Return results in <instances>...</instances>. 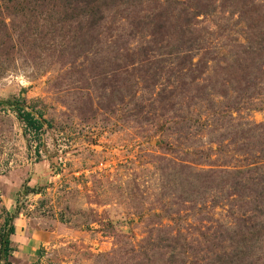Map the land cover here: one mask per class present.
Wrapping results in <instances>:
<instances>
[{"label":"rangeland","instance_id":"rangeland-1","mask_svg":"<svg viewBox=\"0 0 264 264\" xmlns=\"http://www.w3.org/2000/svg\"><path fill=\"white\" fill-rule=\"evenodd\" d=\"M34 1L0 0L9 264H264V0Z\"/></svg>","mask_w":264,"mask_h":264},{"label":"trees","instance_id":"trees-1","mask_svg":"<svg viewBox=\"0 0 264 264\" xmlns=\"http://www.w3.org/2000/svg\"><path fill=\"white\" fill-rule=\"evenodd\" d=\"M46 2H48V0H44ZM36 7H41L44 8V4L42 3V1L40 0H35L33 2ZM187 3L186 5H189L187 1L183 0V4ZM65 4L69 5L70 1L65 0ZM19 113V112H18ZM20 118L25 121L30 127H32V124H34L36 122L34 116H32L31 114H29L28 112H24V114H20ZM251 183V192L254 196L253 198V209L255 210V212L259 215V216H264V173L260 174L257 176V178H252V179H248ZM14 232V226L10 225L8 226V234H12ZM242 236L238 237V240L241 239ZM242 241H244V238H242ZM4 244L3 247V254H4V258L6 259L8 252L11 250V248L9 247V238H6L4 241L1 240L0 244ZM253 249L250 248L248 249V255L247 256H251V251ZM239 254H245L242 251ZM3 264H9V262L7 261V259L5 260V262ZM210 264V262L208 263Z\"/></svg>","mask_w":264,"mask_h":264}]
</instances>
